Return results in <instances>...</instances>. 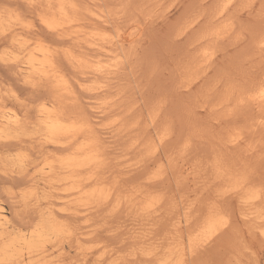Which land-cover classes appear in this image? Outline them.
I'll list each match as a JSON object with an SVG mask.
<instances>
[{"label":"clouds","instance_id":"9594fccd","mask_svg":"<svg viewBox=\"0 0 264 264\" xmlns=\"http://www.w3.org/2000/svg\"><path fill=\"white\" fill-rule=\"evenodd\" d=\"M231 2L235 23L231 51L225 50L229 69L220 70L212 84L197 88L192 85L199 76L186 74L184 65L200 59L199 53L177 36L175 21L157 11L164 0H121L122 11L114 19L115 47L125 66L131 67L127 85L131 98L155 119L156 130L152 132L150 125L148 135L155 145L157 159L164 164L160 190L166 199H171L173 213L180 214L171 225L173 242L165 264H264V107L257 120L254 109L247 104L234 105L241 111L240 131L248 142L247 147L237 150L230 148L217 132L221 109H231L214 102L221 89L233 99L244 96V85L252 75L264 83V0ZM52 6L51 0L28 3L34 13L41 14ZM242 11H247L245 19L240 18ZM129 24L137 25L131 45L121 38V29ZM201 108L207 111L201 113ZM164 130L169 134L161 137ZM185 146L190 154L202 158L207 154L211 162L202 164L199 171H189L188 177L194 178L186 177L184 183L173 187V157L180 159L179 153ZM106 172L107 168L97 170L91 182L102 186L106 196L111 194L110 198L85 196L84 190L91 188L89 176H79L83 185L81 195L63 202L60 211L68 215L62 219L54 215V201L66 190L62 180L46 181L41 188V178L37 176L18 188L13 186V177L7 173L0 176V197L11 199L15 205V223L0 221V264H85L79 249L75 257L61 250L51 260L39 254L32 259L29 242L43 234L44 242L54 245V250L62 249L64 244L71 247L80 227L74 216L80 214L82 207L102 211L112 200L139 207L148 195L147 189L125 187L127 181L119 172ZM237 184L238 192L233 190ZM249 191L256 193L252 200L248 199ZM2 203L4 200L0 199ZM209 211L219 223L213 232L200 238ZM133 251L136 255L129 253L131 258L120 264H157L154 259L138 258L139 249Z\"/></svg>","mask_w":264,"mask_h":264},{"label":"bare ground","instance_id":"6f19581e","mask_svg":"<svg viewBox=\"0 0 264 264\" xmlns=\"http://www.w3.org/2000/svg\"><path fill=\"white\" fill-rule=\"evenodd\" d=\"M6 1L7 3L10 2L11 5L10 4L5 5L6 3L4 5L3 3L2 5L0 4V61L4 62L7 65V67H9V69L10 67H14V69L16 68L18 73L23 74L26 80L23 79L24 78L23 76H22L23 77L22 79L25 82L27 81L28 85L34 84L36 85L35 88H38V85L42 84V86H46L48 90L50 88V91H48L46 88H43V89H46L48 93L50 92V96H51V92L54 93L52 95L53 97L52 96L51 98H49L50 96L48 97L49 98L48 100H44L45 98L44 99L41 98L42 101H40L41 100L40 99L39 104L38 103L36 104L37 106L35 105L33 106L32 104L28 106L29 109H30V106H33L32 110L34 112L33 114L35 116V121H33V123H31L32 122L31 120H30L31 122H26L25 121L26 119L24 118V116H22V111H23L22 109H21V114L17 111H13L12 113H8L6 111V109L9 110V107L6 108V105H7V102L10 100V97L8 95L11 94V90H9V88L6 87L8 88L6 91L5 86H4L5 81L3 79H0V142L5 143V144L7 143L12 144V142L15 141L18 144V146L17 144L16 146H17V149L19 150L17 153L15 152L17 150H14L16 154H14L13 156H11L12 153L9 156L7 155L8 153H5V152H3L4 157L0 155V158L2 157L4 159L3 161L1 158V160L4 163H6V161L9 162V166H11V168H9L8 171L10 170L12 171V174H14V171H16V169L18 168L19 173L21 172L22 174V172L27 171L30 165L32 167V164L33 165L36 164V162L39 159L38 157L40 158L43 157L42 161L37 163L39 167L36 168L35 171L40 172V178H41L40 181L41 180L44 181V184L46 181L48 183H57L61 180L63 181V186L65 187L66 190L60 193V197L58 196V198H60L58 199L59 201L60 200L65 201V200H68L70 197L81 195L80 189L83 187V185L79 183V176H84V175L89 176L88 182L91 184V188H86L84 190V195L92 196V197H95L96 199L104 198L105 193L103 191V187L93 184L91 182L92 178H94L96 171L99 169L107 168V172H112L113 170L117 168H115V165L112 164L113 160H111L109 156L110 153L108 151L110 150L108 149L109 146L107 145L106 141H104V139L100 135L101 133L99 132L97 126L101 123V122H98L100 118H103L104 115H107V114L110 115L111 113L114 112L113 114L115 116L114 118H112L113 120L111 119L112 121H110L108 124L112 123L113 125L115 123L118 130L120 131V134H121L120 136L122 137L121 139L123 140L124 138L125 141H130V145L128 148H126V153L124 155H128L131 152L141 153L142 154L141 159L135 160L137 162L134 164V166L139 165L136 168L144 167L143 168L144 172H146L151 165H154V161H151V159L155 157V163L156 164L158 163L159 169H157L156 172L152 170H151L152 172L149 171L150 173L148 174V176H146L145 182L146 181L148 182L146 184L145 182H143V184H145V187L146 185L149 187V188L146 187L148 195L146 196V198L143 199L139 207H134L131 205L121 203L119 200H112V203L109 205V207H111V210L109 211L107 210V211L108 213H110L111 211L112 213L111 215H113V213L115 214L116 211H119L118 213H121L122 210L120 209L122 207H127L131 209L136 208L138 215L145 217V219H148L149 217L150 218L158 217L157 214L161 212V210L162 211L165 210L164 205L166 204V202L165 204H163L164 207H162L164 210L161 209L162 204H160V202H162L165 194L163 193L156 194V192L154 193V189H153L154 183H152L154 180L164 175V170H163L164 164L163 162L162 163L160 162L159 164L158 160L156 159L157 158L156 148H155V145L151 143V139H152L151 136L148 135V130H149L150 125H151L152 132H155L156 130L155 129V119L151 118L149 116V113H148V118L146 120H141L140 117L138 118L137 114L139 110L142 108V106L139 105L137 101H132L131 104L128 106V108H125L126 103H127L126 101L129 98L127 94L132 96L130 89L127 87L128 84L126 86L124 85L121 86L122 84H120L119 82L120 87H117V84L115 85L117 89L114 88L113 86L116 80L120 79V77L124 74L125 70L127 69V66H125V64L123 63V57L119 54L118 50L115 47V41H114V35H115V29H116L114 19L116 17H119L122 11L121 0H51V3L53 6L46 14H41L40 12L34 13L28 7L29 0H6ZM21 5L25 7V10L21 9L22 8ZM218 5L219 7L215 13V16L224 19L228 15L230 8L233 6V4L231 0H220V4ZM182 11L184 10H181V12ZM188 13L189 12H187V14ZM201 15H203V13H201ZM201 15H198V17H194V18H190V15H188L186 19L182 17L184 16V14L181 17H178L179 16L178 15L177 19L180 22H182V20L184 19V22L183 24L181 23L182 26H180L179 24L180 22L179 23L177 22L178 27H180L179 32L177 29L175 30L178 33L177 36L178 37L183 36V35H186L187 37L189 36L188 39L187 37L185 39V40H188L187 43L195 42V43H198V46L201 44V42L203 43L202 40L205 38L208 39V37H211L213 39L211 41L217 42L220 40V38H223V37L225 38V36H227L225 35V33L227 34L231 27H229V29L227 27H226L227 29H224V27H217L212 30L206 31L203 34L201 32V35L199 36L197 35L198 37L197 39H195L196 35L193 33L194 32L193 29L196 28L197 26L199 29L200 27L199 25H202L204 23L202 22L203 20L201 19ZM215 16H214V19H215ZM129 25H131L129 28L121 29V34H122L121 38H122V41H127V43L131 45L132 40L134 39L133 33L137 30V25L135 24H129ZM228 25L229 24L224 23L223 26H228ZM175 27L177 28L176 24H175ZM189 32H191L192 34L191 35L188 34ZM195 32H196V29H195ZM45 34L51 35L53 39L57 38L56 40H59L60 44L59 43L56 45L49 44L53 42L51 41L48 43V41L45 38L46 37ZM137 35H138V32H137ZM191 36L192 37L195 36L194 37L195 41H193L194 39H192ZM65 39H69L70 42L66 43L64 41ZM189 39H192V41H190ZM203 44L200 45L201 46L200 48L203 49L202 51H198L201 49H197L199 47L196 48L195 47L196 45L195 46L193 45L199 52L200 59L193 61L191 64L184 65V71L186 74L188 75L195 74L199 76V79L197 81H199L202 78V76L205 75V73L207 72V68L210 67L208 65L209 64L212 65V62L214 63L215 61V59L213 61L212 58L216 56L215 55L216 50L211 51L210 46L204 49L202 48ZM12 48L13 50L20 49V51H16V50L13 51ZM105 58H108V59L110 58V59L106 60ZM208 62H211V63L208 64ZM203 63L206 65L205 67L203 66ZM1 67H3V65ZM202 68L203 70L201 71ZM11 70L13 69L11 68ZM3 71H4V68H3ZM17 77L18 76H16V78ZM4 78L5 79L7 78L6 75L4 76ZM89 81L91 83L88 84ZM246 81L248 82V80ZM205 82H206V79H205ZM251 83L253 84L252 87H255L254 84H256V82L252 81L248 84H251ZM18 86H19V83H18ZM250 87H249V90L245 92L244 96L238 98V102L240 104H245V103L256 104L259 109L258 115H257L259 119V112L261 110V107H264V83H261L259 80L255 88L251 87L250 89ZM111 89L117 90V91L115 90L116 92V93L114 92L115 94L113 93L114 95L106 96V97H104L105 95L104 96L102 95V94H107V90L109 93L110 92L109 90ZM8 90L10 91V94ZM82 90L89 91V92L92 91L91 99L94 98L97 100V102H95L94 111L89 112L88 110L90 109L89 108L87 109L86 106L83 104L86 102L84 101V96H83L85 93L83 95L80 94L82 96L79 95L80 91L82 92ZM13 91L14 89H12V92ZM12 94L11 95L14 101H17L20 99L18 98L16 93L15 94L12 93ZM232 100L233 98L230 95H226L223 101L220 102V100H218V102H220L218 104L228 106V104H230ZM11 103L13 104V102ZM30 103H31V100H30ZM24 104H23V109H24L23 112L26 111ZM233 105H235V103H233ZM123 107L125 109H123ZM12 109H10V111H12ZM29 109H27V111ZM235 110L237 112V109ZM235 110L234 108L233 110L231 109V111L233 112H235ZM29 111L31 112V110ZM222 111L223 110H221V112ZM223 113L226 114L225 110ZM29 116H30L29 119L34 117V116L31 117V115ZM129 119L130 121L131 119H134V121H132L134 123L130 126L127 125V120L129 121ZM221 120H222V117H221ZM30 123L32 126H29ZM226 123L227 122H225V124ZM229 124H230L229 125L230 128L232 125L236 127L232 128V130L230 131L225 132V135L222 136L223 139L226 142H228L230 148L237 149V150H239L242 147L244 148L245 143H248V142L245 140L244 134L240 131V126L237 125L238 123L236 125L235 124L231 125V123ZM30 128H33V130L30 131ZM217 132H220V131H217ZM168 134L169 133L166 130H164L160 133V136L166 137ZM26 141H28L29 143H31L32 141L34 144L35 142H37L36 146L38 144V150H34L35 152H33L32 150L31 153L27 154L26 152L28 150L25 151L24 148L26 147L23 146L24 143H26ZM1 143H0V147L2 146ZM20 146L21 148H19ZM36 146H35V149H36ZM32 148H34V145L32 146ZM32 148L29 147V149H32ZM187 155H188L187 146H185L183 151L179 153L180 159L177 160L175 156L173 157L174 165L176 166L184 162ZM118 157L120 158V156ZM212 159H215L214 154L212 155ZM114 161H115V158H114ZM207 161H208L206 162L207 164L211 162L208 159ZM148 162L149 164L146 165ZM187 162H188V159H187ZM39 163L42 165L40 166ZM193 163H194V160H193ZM6 164L4 167L8 168L6 167ZM118 165L120 166V163H118ZM158 165L156 166L158 167ZM136 168L134 167L130 169L128 172L129 173L130 171L133 172V169H136ZM118 169H117V172H119ZM107 172L105 174H107ZM121 173L124 174L125 169H124V172H122L121 170ZM129 173L126 172V174H129ZM141 173H142V170H140V174ZM27 175L29 176V174H26V176ZM129 175L128 177H130ZM32 176L37 177V175L35 176L32 174L29 178H31ZM133 178L134 177L132 175V179ZM129 180H131V178ZM29 181L31 182L30 179ZM124 181H128V179ZM143 184H141L140 187L144 188ZM131 185L130 187L133 186ZM137 186H139V184ZM40 187L42 188L43 186H40ZM233 190L238 192L239 185L238 184L234 185ZM110 195L111 194L109 193L104 199L108 200L110 198ZM255 195L256 193L249 191L248 199L249 200L254 199ZM166 200L167 199L165 198L164 201ZM86 202L87 201L85 200L84 203ZM56 204L57 203H55L54 201V215H56L57 218H60L59 216L60 213L55 209V207L60 206V205L57 204L56 206ZM159 204H160V207L156 208V205H159ZM61 206L63 207V205ZM62 207H60V210ZM107 209L109 208L107 207ZM167 210L168 209H166L165 212ZM169 211H171V208ZM169 211H167L166 214H168ZM91 213H93V211H89L87 208L82 207L80 210V214L76 216L78 217L79 215L83 216V215H89V214L92 215ZM154 213H157L155 214L156 216H154ZM162 215H164L163 218H167L165 216V213H163ZM76 216H74V218H77ZM7 217L5 215L0 214V221H3L5 223L9 222L10 219H8ZM169 219L167 218L165 222L169 223V225H172L173 221L172 223L168 222ZM172 219L174 218L172 217L171 220ZM177 219H179L178 215H177ZM136 220H139V219H136ZM148 221L146 222L148 223ZM87 222H88V219H87ZM140 223H141V219H140ZM154 223L157 225L158 222L156 223V221H154ZM162 223L164 224V222ZM166 223L165 225L162 224L163 228H166L168 226ZM217 223H219V219L214 220L212 218L211 212L209 211V213L207 214L205 228L203 231L200 232V238H203L204 236L209 235L211 232H213ZM88 224H90V222H88ZM144 224H145L144 228L143 227L140 228V230H142L141 232L145 230V232L142 233L144 235L141 237L144 240H142L141 238H140V241L136 240V239H139L136 237L134 240V238L131 237L135 241V244L140 243V244H143V246L140 244H139L140 246H138L139 248L133 245H130V246L135 247V249H139V258L141 256L149 257V260L150 258L152 259L156 258L155 261H158V264H165V262L168 259V250L173 242L172 228L166 229L165 231L163 229L164 232L160 233V236H159L160 238H159L158 236L156 237L152 236L150 230H147V228H149L148 226L151 224H146V223ZM104 226L106 225L104 224ZM83 227H85V225H83ZM93 228L90 229L89 231L84 230V231H87L86 233H84L83 230L80 231L81 230V227H80L79 232L80 233L82 232L81 233L82 235L91 236L90 237V240H91V239H94L92 237L95 234V232L98 231V230L96 231L95 229L96 227L94 229ZM134 230L137 231V228ZM129 231L130 230H128V233ZM137 233H139V231H137ZM157 235H159V233ZM155 238L157 239L155 240ZM76 239H78L77 241L78 244L76 245V248L77 246H78L77 249L80 248V250L83 252L81 253L84 254V260L87 261L88 256L90 253H92V251L85 249L86 246L84 245V243L81 244V241H82L81 239L79 238H76ZM133 240H132V243H134ZM102 244H104V242ZM29 246L32 248L33 253H34V255L31 257L32 259L36 258L35 254H39L43 256L44 259L46 258L48 259V257L44 256V253L48 252L51 247L54 248V245L44 242L43 234H38L34 240H31L29 242ZM103 246L104 248L102 252H100V255L96 258L97 261L102 262V261L107 260L106 262H109L108 259H110L111 257L114 258L113 256L116 255L117 253L119 254L118 250H116L114 247H110L111 245H103ZM123 247H124V244H123ZM63 248L64 247L62 246V249ZM73 248L76 249L75 246ZM133 250L130 248V252H129V249H128V252L132 253L133 255H136V253ZM25 255L27 256V253H25ZM126 257H127V254L125 256L124 253L122 255L121 254L118 256L116 255L115 259H112L113 261H110V262L111 263L116 262V264H120V261L126 260ZM128 257H130L129 254H128Z\"/></svg>","mask_w":264,"mask_h":264},{"label":"rangeland","instance_id":"374dc122","mask_svg":"<svg viewBox=\"0 0 264 264\" xmlns=\"http://www.w3.org/2000/svg\"><path fill=\"white\" fill-rule=\"evenodd\" d=\"M166 1V2H165ZM175 2V3H174ZM2 3H3V5L5 4V5H11V3L10 2H8L7 3V1L6 0H0V4L2 5ZM170 3H171V5H170ZM20 4H22V3H20ZM218 4H220V0H164V3L160 6V8L159 9H157V11H159V12H162V14L164 15V16H166V17H168V18H170V19H172V20H174L175 21V19H176V21H175V24L177 25V28L175 27V30L177 29L178 30V32H179V29H180V27H178V24H177V22L179 23L180 21L177 19L178 17H181L183 14H184V16H182L184 19H186L187 18V16L188 15H190V18H194V17H198V15H201V13H203V15H201V19L203 20L202 22H204L202 25H199L200 27H199V29H198V26L196 27V28H194L193 30H194V34L196 35V38L195 39H197V37L199 36V35H201V32H202V34L203 33H205L206 31H208V30H212V29H214V28H217V27H224V29H229V27H231L230 29H229V31H228V33L226 34L225 33V35H227V36H225V38L223 37V38H220V40L219 41H217V42H213V41H211V40H213L211 37H208V39L207 38H205V39H203L202 41H203V43L201 42V44H203V46H202V48H208V46H210V48H211V51H215V55L216 56H214L212 59H213V61H214V59H215V61H214V63L212 62V65L211 64H209V63H211V62H208V66H210V67H208L207 68V72L205 73V75H203L202 76V78L199 80V81H197V82H195V84H193L192 85V87L193 88H197V87H199V85H201V84H204V83H207V84H212L215 80H216V78H217V74H218V72L220 71V70H224V71H227L228 69H229V64H228V60L226 59V56H225V50H227L228 52H230L231 51V49H230V47H229V45H230V43L234 40V37H233V27H234V23H235V21L233 20V18H232V15H233V13H232V9H233V6L230 8V11H229V13H228V15L223 19V18H219V17H217V16H215V13H216V11H217V9H218V7H219V5ZM217 6V7H216ZM21 9H23V10H25V7L24 6H22L21 5ZM162 7V8H161ZM172 7V8H171ZM185 7V8H184ZM254 7H258V5H255ZM170 8V9H169ZM164 10V11H163ZM181 10H184V11H182L181 12ZM203 10V11H202ZM182 14H181V13ZM184 12V13H183ZM187 12H189L188 14H187ZM187 15H186V14ZM199 13V14H198ZM180 14H181V16H180ZM192 14H194V15H192ZM179 15V16H178ZM178 16V17H177ZM186 16V17H185ZM212 16V17H211ZM214 16H215V19H214ZM247 17V11H242L241 13H240V18L241 19H245ZM207 18V19H206ZM181 19V18H180ZM184 19L182 20V22H180L179 24H180V26H182V24H183V22H184ZM178 20V21H177ZM214 22V23H213ZM182 23V24H181ZM216 23V24H215ZM224 23H227V24H229L228 26H223L224 25ZM131 25H129L127 28H129ZM203 26V27H202ZM213 26V27H212ZM227 27V28H226ZM195 29H196V32H195ZM192 30V31H193ZM232 30V31H231ZM191 31V32H192ZM191 32H189L188 34H192ZM196 33H198V34H196ZM176 34H178L177 32H176ZM46 35V40L48 41V43L49 42H53V43H49V44H52V45H56V44H58L60 41L59 40H56L57 38H55V39H53L52 37H51V35H49V34H45ZM198 35V36H197ZM186 35H183V36H179V38L180 39H182V40H185L186 39ZM189 37V36H188ZM188 37H187V39H188ZM195 37V36H194ZM194 37H192L191 36V38L192 39H194ZM192 39H189L190 41H192ZM195 39L193 40V41H195ZM55 40H56V42H55ZM205 40H206V42H205ZM228 40V41H227ZM66 43H69L70 42V40L69 39H65L64 40ZM186 41H188V40H186ZM223 41V42H222ZM219 42V43H218ZM225 42V43H224ZM214 43V44H213ZM217 43V44H216ZM60 44V43H59ZM189 44V46L190 47H192L193 45L197 48V47H199V48H197V49H201L200 47V45L198 46V43H192V42H190V43H188ZM190 44H192V45H190ZM192 47L193 49H196L195 47ZM207 46V47H206ZM14 48H16V47H14ZM18 49V48H17ZM197 49H196V51H197ZM12 50H13V48H12ZM16 49H14L13 51H15ZM203 49H201V50H198V51H202ZM16 51H20V49H18V50H16ZM197 51V52H198ZM199 53V52H198ZM106 60H109L108 58H105ZM211 59V60H212ZM217 62V63H216ZM3 65V67H1ZM11 65V64H10ZM214 65V66H213ZM203 66L205 67L206 65L203 63ZM203 67V68H204ZM2 68V69H1ZM3 68H4V71H3ZM11 68L13 69V70H11ZM203 68L201 69V71L203 70ZM211 68V69H210ZM6 71V72H5ZM9 71V72H8ZM17 70H16V68L14 69V67H10V69H9V67H7V65L4 63V62H2V61H0V76L1 77H3V78H1L0 77V79H3L4 81H5V89H6V91H7V89L9 88V90H11V94L12 93H16V95L18 96V98H20L19 100H17V101H14L13 100V98H12V95L10 94V91L8 90V92H9V94L11 95H8L9 97H10V102L8 101L7 102V105H6V108H8L9 107V110L8 109H6V111L8 112V113H12L13 111H17V112H19L20 114H21V109L24 111V109H23V104H24V102H25V104H24V107L26 108V113L27 112H29V113H27V115H26V113L25 112H23L22 111V116H24V118L26 119L25 121L26 122H31V123H33V121H35V116H34V112H33V110H32V107L35 105V106H37L36 104L38 103L39 104V102L40 101H42V99L41 98H45L44 100H48L49 98H51V96L54 94V93H52L51 92V96H50V92L48 93L47 92V90H48V88L46 87V86H42V84H40V85H38V88H35L36 87V85H34V84H30V85H28V82H27V84H26V82L24 81V80H26L25 79V77H24V75L23 74H20V73H18V71L16 72ZM7 72H8V74H7ZM16 72V73H15ZM130 72H131V67L130 66H127V69L125 70V72H124V74L120 77V79H118V80H116V82L114 83V88H116L117 89V87H120V84H122L121 86H126L129 82H130V80H129V74H130ZM4 73V74H3ZM6 73V74H5ZM14 73H15V75H14ZM203 73V74H204ZM18 74V75H17ZM6 75V79L4 78V76ZM16 76H18L17 78H16ZM24 78H23V77ZM215 78H214V77ZM255 76H257V75H252L250 78H248L247 80H248V82L246 81V83H245V85H244V87H245V92L246 91H248L249 90V87L251 86H253V84L251 85V84H248V83H250V82H256V84H257V82L260 80H258V76L257 77H255ZM211 77V78H210ZM11 78H12V80H11ZM24 80H23V79ZM252 78V79H251ZM205 79H206V82H205ZM254 79V80H253ZM257 80V81H256ZM25 82V83H24ZM119 82H120V84H119ZM18 83H19V86H18ZM89 83H91L90 81L88 82V84ZM201 83V84H200ZM12 84V85H11ZM117 84V87H115V85ZM256 84H254L255 85V87H256ZM10 85V86H9ZM119 85V86H118ZM247 85V86H246ZM41 86V87H40ZM6 87H8V88H6ZM15 87V88H14ZM30 87V88H29ZM251 87H250V89H251ZM255 87H252V88H255ZM11 88V89H10ZM43 88H46V89H43ZM114 88H112V89H114ZM248 88V89H247ZM4 89V90H5ZM12 89H14V91L12 92ZM16 89V90H15ZM109 90L110 92L108 93V90H107V94H102L104 97H106V96H112V95H114L116 92H115V90ZM81 90V89H80ZM48 91H50V88H49V90ZM117 91V90H116ZM131 91V90H130ZM218 91H220V92H218ZM217 91V93L215 94V97H214V102H216L217 104L218 103H220L221 101H223V99L226 97V95H225V93H224V91L221 89V90H218ZM8 92H7V94H8ZM34 92V93H33ZM92 92V91H91ZM91 92H89V91H85V90H82V92L80 91V93H79V95L80 94H84L83 96H84V101H86L85 103H83L85 106H86V108L88 109H90V110H88L89 112H92V111H94V106H95V102H97V100L96 99H94V98H92L91 99ZM115 92V93H114ZM20 93V94H19ZM87 93V94H86ZM114 93V94H113ZM224 93V94H223ZM218 94V95H217ZM82 95H80V96H82ZM86 95H87V97H86ZM128 96H129V98H128V100L126 101L127 103H126V106H125V108H128V106L131 104V102L132 101H134L131 97L132 96H130L129 94H127ZM223 95V96H222ZM50 96V97H49ZM225 96V97H224ZM49 97V98H48ZM53 97V96H52ZM86 97V98H85ZM223 99H222V98ZM25 98V99H24ZM82 98V97H81ZM101 98H103V97H101ZM24 99V100H23ZM41 99V100H40ZM53 99V98H52ZM83 99V98H82ZM222 99V100H221ZM30 100H31V103H30ZM40 100V101H39ZM130 100V101H129ZM218 100H220V102H218ZM28 103H27V102ZM83 101V100H82ZM11 102H13V104L11 103ZM18 102V103H17ZM16 105H15V104ZM233 103H235V105L238 103V99H233L231 102H230V104H228V106H229V108H228V106L227 105H225V107H227V109H232L233 110ZM28 104V105H27ZM33 105V106H30V109H29V105ZM139 104V103H138ZM224 104V103H223ZM245 104H247L248 106H249V108L250 109H254V112H255V115H256V118L258 119V111H259V109H258V107H257V105L256 104H254V103H245ZM12 107H11V106ZM140 105V104H139ZM232 105V106H231ZM256 106V107H255ZM28 107V108H27ZM13 108V109H12ZM35 108V107H34ZM124 107H123V109H125ZM10 109H12V111H10ZM16 109V110H15ZM27 109H29V110H31V112L28 110L27 111ZM143 110V111H142ZM221 110H223L222 112H221V117H222V120H221V118L219 119V121H218V123H217V131H220V132H218L221 136H223V135H225V132H227V131H230V130H232V128H235L236 126H234V125H232V124H237V125H239L240 126V123H241V111H239V110H237V112H236V110H235V108H234V110H235V112H233V111H226L225 109H221ZM224 110H225V113L227 114H224L223 112H224ZM10 111V112H9ZM141 111V112H140ZM207 111V109H203V108H201L200 109V112L201 113H204V112H206ZM114 113V112H113ZM113 113H111L110 115H104V117L103 118H100L99 119V121L98 122H101L98 126H97V128H98V130H99V132L101 133L100 135L102 136V138L104 139V141H106V143H107V145L109 146L108 147V149H110V150H108L109 151V156H110V158H111V160H113V162H112V164L113 165H115V168H120V169H118L119 170V173H120V175L124 178V180H126V179H128V183L126 184V186L125 187H130V185H131V183H132V187H135V185L137 186L138 184H139V186L141 185V184H143V182H145V178H146V176H148V174L150 173L149 171H154V172H156L157 171V169H159V165H158V163L156 164L155 163V157L153 158V159H151V161H154V165H151L149 168H148V170L146 171V172H144L143 171V168L144 167H140V168H136V167H138L137 165L136 166H134V164L137 162V161H135V160H139V159H141V156H142V154L141 153H138V152H131V153H129L128 155H124L125 153H126V148H128L129 147V145H130V141H125V139L123 138V140L121 139L122 137L120 136L121 134H120V131L118 130V128H117V126H116V124L114 123L113 125H112V123L111 124H108L110 121H112L113 119L112 118H114V114ZM148 113H149V111H148V109H146V108H144V107H142L140 110H139V112H138V114H137V117L139 118L140 117V119L141 120H146L147 118H148ZM31 115V117H33V118H30L29 119V115ZM32 114H33V116H32ZM234 115V116H233ZM27 116V117H26ZM111 117V118H110ZM224 117V118H223ZM27 119H29V120H27ZM34 119V120H33ZM112 119V120H111ZM227 119V120H226ZM31 120V121H30ZM226 120V121H225ZM132 121H134V119H131V121H130V119H129V121L127 120V125L128 126H130V125H132L134 122H132ZM128 122H129V124H128ZM221 122V123H220ZM225 122H227L226 124H225ZM231 123V128H230V124L229 123ZM235 122V123H234ZM31 123H30V125L29 126H32L31 125ZM228 124V125H227ZM107 125V126H106ZM223 125V126H222ZM221 126H222V128H221ZM238 126V127H239ZM220 128V129H219ZM230 128V129H229ZM111 129V130H110ZM222 129V130H221ZM33 130V128H30V131H32ZM109 130V131H108ZM114 131V132H113ZM115 133V134H114ZM120 136H118V135ZM108 137V138H107ZM29 141V140H28ZM28 141H26V143H24V147H26V148H24L25 149V151H27L26 153L28 154V153H31V151L33 150V152H35L34 150H38V144H37V146H36V143L37 142H35V144L31 141V143H29ZM122 141V142H121ZM110 142V143H109ZM1 143V142H0ZM14 143H15V145H14ZM32 143H33V145H34V148H32ZM118 143H120V144H118ZM2 144V146H3V148H2V146L0 147V155H2V157H4V154H3V152H5V153H8L7 155H11V153H12V155L11 156H13L14 154H16L19 150L17 149V146H18V144L14 141V142H12V144H10V143H7V144H5V143H1ZM10 144V145H9ZM16 144H17V146H16ZM26 144V145H25ZM31 144V145H30ZM113 144V145H112ZM115 144H116V146H115ZM247 143H245V147H247V145H246ZM6 145V146H5ZM13 145H14V147H13ZM35 146H36V149H35ZM119 146H120V148H119ZM5 147V148H4ZM29 147H31L32 149H29ZM2 148V149H1ZM19 148H21V146L19 147ZM23 148V147H22ZM113 148V149H112ZM243 148V147H242ZM23 149V150H24ZM9 150V151H8ZM14 150H17V151H15L14 152ZM121 150V151H120ZM111 151V152H110ZM46 152V151H45ZM122 152V153H121ZM2 153V154H1ZM123 154V155H122ZM139 154H140V156H139ZM115 155H116V157H115ZM118 156H120V158L118 157ZM1 157V158H2ZM118 157V158H117ZM121 157H122V159H121ZM1 158H0V176H4L5 175V173H7V176H9V177H13L14 178V180H13V183H14V185L13 186H18V188H22V187H25V185L27 184V183H30V181H29V179L31 180V178H33L34 176H32L31 178H29L32 174L33 175H37L38 177H40V172L39 171H35L36 170V168H38L39 167V165H37V163L38 162H40V161H42V159H43V157H38L39 159H38V161L36 162V164L35 165H33L32 164V167H31V165L29 166V168L27 169V171L26 172H22V174H21V172L19 173V169L17 168L16 169V171H14V174H12V171H8V169L9 168H11V166H9V162H7L6 160V163H8V164H6V163H4L3 161H4V159L2 158V160H1ZM114 158H115V161H114ZM135 158V159H134ZM121 159V160H120ZM157 159V158H156ZM187 159H188V162H187ZM207 159H208V155L206 154L203 158L200 156V155H194V154H190V153H188V155H187V157L185 158V161L184 162H182V163H180V164H178V165H176L175 166V168H176V170H175V174L172 176V177H170V180H171V183H172V186L173 187H175L178 183L179 184H182V183H184V180H185V178L186 177H188V173H189V171H199V169H200V167H201V163L203 164H207L206 162H208L207 161ZM158 160V159H157ZM193 160H194V163H193ZM206 160V161H205ZM209 160V159H208ZM120 161V162H119ZM123 161V162H122ZM3 162V163H2ZM28 162V161H27ZM158 162H159V164H160V162L161 161H159L158 160ZM115 163H117V164H115ZM118 163H120V166L118 165ZM151 163V162H150ZM162 163V162H161ZM1 164H2V166L4 167L5 166V164H6V167H8V168H3L2 166H1ZM40 164V163H39ZM121 164H123V165H121ZM149 164V162L146 164V165H148ZM184 166H183V165ZM196 164V165H195ZM42 164H40V166H41ZM156 165H158V167L156 166ZM35 166V167H34ZM118 166V167H117ZM122 167V168H121ZM128 167H129V169H128ZM136 168V169H133V172L132 171H130V173L128 172L130 169H132V168ZM151 168V169H150ZM189 168H191V169H189ZM194 168V169H193ZM117 169H115L116 170V172H117ZM124 169H125V175L123 174V173H121V170H122V172H124ZM150 169V170H149ZM178 169V170H177ZM3 170H5V171H3ZM38 170V169H37ZM140 170H142V173L140 174ZM164 170V169H163ZM151 171V172H152ZM5 172V173H4ZM126 172L127 173H129V174H126ZM181 172V173H180ZM138 173V174H137ZM26 174H29V176L27 175L26 176ZM133 175V179H132V175ZM128 175L130 176V177H128ZM144 175V176H143ZM165 176V172H164V175H162L161 177H159L158 179H156V180H154L152 183H154V193L156 192V194H161V193H163V192H161V190H160V185H161V181H162V178ZM182 176V177H181ZM127 177V178H126ZM176 177V178H175ZM24 178V179H23ZM28 178V179H27ZM131 178V180H129ZM144 179V181H143V179ZM179 178H181V179H179ZM194 177H188V179L189 180H191V179H193ZM175 179V180H174ZM179 179V180H178ZM20 180V181H19ZM27 180V181H26ZM26 181V182H25ZM178 181V182H177ZM180 181V182H179ZM182 181V182H181ZM7 182H9V183H12V181H7ZM142 182V183H141ZM148 181H146L145 182V184L147 183ZM26 183V184H25ZM134 183V184H133ZM177 183V184H176ZM39 184H40V186H43V187H45V184H44V181H39ZM145 184H143L144 185V188H146V187H148L147 185H146V187H145ZM149 184V183H148ZM156 184V185H155ZM178 184V185H179ZM42 187V188H43ZM18 188H16V189H13L14 191L15 190H18ZM149 188V187H148ZM147 189V188H146ZM62 193V192H61ZM163 194H165V193H163ZM62 196V195H61ZM59 197H60V194H59ZM166 198V196H164V198H163V200H162V202H160V204H162L161 205V209H163L162 207H164L165 206V210L166 209H168L167 211H169L170 210V208H171V203H172V201H171V199L170 198H168L166 201H164V199ZM0 199H3L4 200V203H2V204H0V214L1 215H5L8 219H10V221L11 222H13L14 221V213H15V205H14V203H13V201L11 200V199H9V198H6V197H0ZM58 199H60V198H57L56 200H55V203H57L58 205H60V206H57V204H56V206L57 207H55V209L60 213L59 214V216H60V218L62 219L64 216H66V215H68V213H65V212H61V211H59L60 210V207H62L61 205H63V202L64 201H59ZM6 200V201H5ZM163 201H164V203H163ZM11 202V203H10ZM165 202H166V204H165ZM9 204H10V206H9ZM160 204L159 205H156V208H158V207H160ZM163 204H165L164 206H163ZM109 209H107V208H105V209H103L102 211L101 210H98V211H93V213H91L92 215H79L77 218H74L75 220H76V222L79 224V226L81 227V230H80V227H79V230L80 231H84V230H87V231H89L90 229H92L93 227L96 229V231L97 232H95V234L93 235V237L92 238H94V239H91L90 240V237L91 236H86V235H82L80 232H79V236H78V238L79 239H81V240H79V241H81V244H83L84 243V245L87 247H85V246H83V247H85V249L86 250H90V251H92V253H90L89 254V256H88V259H87V261L85 260V264H87V262L89 261V264H91V261H97L96 260V258L100 255V252H102V250H103V248H104V246L103 245H111L110 247H114L116 250H118L119 251V254L117 253L116 255L118 256V255H122L123 253H124V255L126 256V254H127V257H128V254H129V252H130V248L133 250V249H135V247L137 246V248H139L138 246H140V245H142L143 246V244H140V243H137V244H135V237L136 238H139V239H136V240H139L140 241V238L144 235V234H142V233H144L145 232V230H143V232H141L142 230H140V228H144V226H145V224L144 223H146V224H151V225H149L148 227L150 228H147V230H150V232H151V234H152V236H160V233H163L166 229H170L171 228V225H169V223H166L165 221L167 220V218L169 219L168 220V222H171L172 223V221L174 220V219H177V215H178V218H179V213H173V211H172V209H171V211H169L168 212V214H166V212H165V210L164 211H162L161 210V212H159V213H161V214H157V213H154V216H156L155 214H157L158 215V217L159 216H161L163 213H165V216L167 217V218H163L164 217V215H162L161 217H149L148 219H145V217H143V216H140V215H138V212L136 211V208H134V209H131V208H127V207H122L120 210H122V212L121 213H118L119 211H116V213L114 214L113 213V215H111L112 213H111V211H110V213H108V211L109 210H111V207H108ZM155 208V207H154ZM108 210V211H107ZM100 211V212H99ZM95 213H97V214H95ZM100 213H101V215H100ZM95 214V215H94ZM134 216H133V215ZM174 214V215H173ZM177 214V215H176ZM12 215V216H11ZM99 215V216H98ZM118 215V216H117ZM84 216H85V218H87L88 219V222H90V224H88V222H87V219H85L84 218ZM91 216V217H90ZM131 216V217H130ZM136 216V217H135ZM82 217V218H81ZM99 217V218H98ZM174 218V219H172L171 220V218ZM90 218H91V220H90ZM80 219V220H79ZM107 219V220H106ZM136 219H139V220H136ZM140 219H141V223H140ZM152 219V220H151ZM79 220V221H78ZM86 220V221H85ZM129 220V221H128ZM148 221V223L146 222V221ZM151 220V221H150ZM156 221V223H157V225L154 223V221ZM171 220V221H170ZM153 221V222H152ZM83 222V223H82ZM106 222H107V224H106ZM162 222H164V224L162 223ZM13 223H15V221L13 222ZM81 223V224H80ZM160 223V224H159ZM165 223L168 225L166 228H163V225H165ZM170 223V224H171ZM104 224L106 225V226H104ZM112 224H113V226H112ZM119 224V225H118ZM121 224V225H120ZM123 224V225H122ZM133 224V225H132ZM154 224V225H153ZM163 224V225H162ZM83 225H85V227H83ZM93 226V227H92ZM132 226H133V228H132ZM135 226V227H134ZM137 226V227H136ZM139 226H141V227H139ZM147 226V225H146ZM155 226H157V227H155ZM90 227H92V228H90ZM111 227V228H110ZM123 227V228H122ZM161 227V228H160ZM93 228V229H94ZM102 228V229H101ZM119 228H120V230H119ZM137 228V231H139V233H137V231H135L134 229H136ZM138 228H139V230H138ZM152 228V229H151ZM157 228V229H156ZM160 230H159V229ZM146 229V228H145ZM162 229V230H161ZM163 229H164V231H163ZM128 230H130L129 231V233H128ZM157 230V231H156ZM87 231H84V233H86ZM121 231V232H120ZM153 231V232H152ZM161 231V232H160ZM99 232V233H98ZM120 232V233H119ZM130 232H131V234H130ZM134 233V234H133ZM155 233V234H154ZM159 233V235H157ZM81 234V235H80ZM102 234V235H101ZM134 235V237H133V235ZM147 234V233H146ZM154 234V235H153ZM125 236V237H124ZM86 237V238H85ZM128 237H129V239H128ZM134 238V240L132 239V238ZM88 238V239H87ZM160 238V237H159ZM76 238H74V240L72 241V246L70 247L68 244H64L63 245V249H55L54 250V248L53 247H51L50 248V250L47 252L48 253V255H46V257H48V259L49 260H51V259H53L54 257H58L59 256V254H60V251L62 250V251H65V252H68L71 256L73 255L74 257L75 256H77V254H78V252H77V248H78V246H77V248H76V245L78 244V239H76ZM131 239V240H130ZM142 239V238H141ZM154 239V238H153ZM152 239V240H153ZM157 238H155V240H156ZM97 240V241H96ZM118 240V241H117ZM132 240H133V242L134 243H132ZM142 240H144V239H142ZM155 240H154V242H155ZM76 241V242H75ZM84 241V242H83ZM96 241V242H95ZM127 241V242H126ZM138 241V242H139ZM104 242V244H102ZM105 242H106V244H105ZM137 242V241H136ZM144 242V241H143ZM159 242V241H158ZM157 242V243H158ZM74 243H75V245H74ZM80 243V242H79ZM88 243V244H87ZM95 243V244H94ZM97 243V244H96ZM120 243H121V245H120ZM128 243V244H127ZM131 243V244H130ZM142 243V242H141ZM90 244V245H89ZM100 244H102V245H100ZM123 244H124V247H123ZM135 244V245H134ZM140 244V245H139ZM145 244V243H144ZM92 245V246H91ZM130 245H133V246H135V247H133V246H130ZM75 246V248L76 249H74L73 247ZM99 246V247H98ZM141 246V247H142ZM94 247V248H93ZM123 247V248H122ZM133 247V248H132ZM128 249H129V252H128ZM79 250H80V248H79ZM98 250V251H97ZM126 250V251H125ZM82 251L80 250L79 251V257L81 258V259H84V254H82L81 253ZM80 254H82V255H80ZM116 255H114L113 257L114 258H110V259H108L109 260V262H106V261H102L101 262V264H113V263H111L110 261H113L112 259H115V257H116ZM126 257V259H128V258H131V257H128L127 258ZM139 258V257H138ZM141 259H146V260H149V257H144V256H141L140 257ZM47 259V258H46ZM152 258H150V260H151ZM156 258H154V260H155ZM153 260V259H152ZM157 262V264H158V261H156Z\"/></svg>","mask_w":264,"mask_h":264},{"label":"snow or ice","instance_id":"6c2138e0","mask_svg":"<svg viewBox=\"0 0 264 264\" xmlns=\"http://www.w3.org/2000/svg\"><path fill=\"white\" fill-rule=\"evenodd\" d=\"M104 198H106V195H105V197Z\"/></svg>","mask_w":264,"mask_h":264}]
</instances>
